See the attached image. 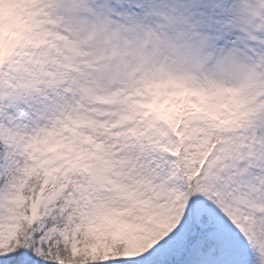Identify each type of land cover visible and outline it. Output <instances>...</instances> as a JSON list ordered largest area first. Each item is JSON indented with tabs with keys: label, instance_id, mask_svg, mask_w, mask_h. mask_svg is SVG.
Here are the masks:
<instances>
[{
	"label": "rangeland",
	"instance_id": "1",
	"mask_svg": "<svg viewBox=\"0 0 264 264\" xmlns=\"http://www.w3.org/2000/svg\"><path fill=\"white\" fill-rule=\"evenodd\" d=\"M207 3L201 0L197 10ZM172 5L183 10V0ZM209 9L221 13L223 27L213 41L202 37L190 51L173 43L158 0L150 1L142 18L128 0H0V102L16 115L0 114V139L23 151L33 144L42 149L35 154L49 161L48 182L68 152L66 172L84 175L92 194L104 192L88 197L91 224L104 218L132 235L138 231L135 212L155 210L151 224L168 239L184 231L174 197L186 176L197 172L212 124L165 184L158 183V170L167 164L163 157L134 160L117 147L141 137L177 143L175 107L164 97L170 87H189L207 99L209 110L234 116L220 128V149L204 157L208 162L194 194L198 216L208 210L214 215L210 237L222 246L220 254L203 253L198 264H255L250 253L264 254V0H214ZM165 34L172 43L162 42ZM139 72L151 83L131 91ZM152 106L159 111L151 115L155 124L147 120ZM13 162L11 157L6 168ZM134 163L147 177L131 184L128 168ZM50 202L41 195L32 216ZM15 233L11 217L4 216L0 235L10 240Z\"/></svg>",
	"mask_w": 264,
	"mask_h": 264
},
{
	"label": "trees",
	"instance_id": "2",
	"mask_svg": "<svg viewBox=\"0 0 264 264\" xmlns=\"http://www.w3.org/2000/svg\"><path fill=\"white\" fill-rule=\"evenodd\" d=\"M160 1L166 12L168 0ZM193 1L187 0L191 4ZM135 4L144 14L146 0H135ZM189 15L190 11L171 20L180 35L178 40L181 44L196 43L201 33V27L192 28ZM47 56L45 51L43 59ZM143 81L138 74L132 86L138 88ZM190 101L189 105L173 115V131L182 151H192L208 128L210 113L205 100L191 98ZM2 112L7 117L16 116L13 110L4 108L0 103ZM220 119L214 116L217 124ZM6 124L14 128L10 126V121ZM213 136V145H217L220 136L217 132ZM128 144L134 160L152 155H161L166 159L167 164L158 170L160 184L170 181L184 165L181 150L170 141L143 137L138 142L130 140ZM123 147L121 143L119 148ZM35 151V144L24 152L18 145L12 146L0 140V225L4 216L9 215L11 224L16 227V233L10 240H4L0 235V264H182L202 244L206 246L203 251L209 248L219 250L218 243L209 238L215 229L213 216L210 212L202 217L196 215L193 203L198 187L196 177L187 181L184 189L176 195L182 203V235L164 239L163 234L150 223L156 214L153 210L137 211L133 220L138 225V231L134 235H121L118 224L104 218L94 225L90 224L86 197L91 195L92 189L83 176L65 173L68 156L56 167L55 178L47 186L48 161L37 159ZM10 157H14V163L6 168ZM128 170L131 184L147 177L139 165L134 164ZM57 189L61 190V194L33 219L31 204L41 194L51 198ZM78 192L83 194L84 199L77 195ZM115 194L118 192L112 193ZM253 258L256 264H264V255L255 254ZM197 260L193 257V264Z\"/></svg>",
	"mask_w": 264,
	"mask_h": 264
}]
</instances>
